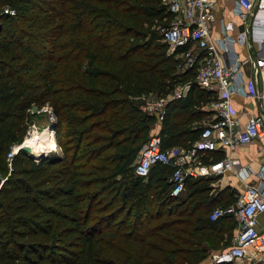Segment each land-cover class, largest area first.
Returning a JSON list of instances; mask_svg holds the SVG:
<instances>
[{
    "label": "trees",
    "instance_id": "obj_1",
    "mask_svg": "<svg viewBox=\"0 0 264 264\" xmlns=\"http://www.w3.org/2000/svg\"><path fill=\"white\" fill-rule=\"evenodd\" d=\"M0 14V264H200L227 248L234 219L208 215L234 203L231 188L188 180L173 198L172 167L133 173L155 121L142 97L189 83L165 107L163 149L188 146L211 116L196 67L178 72L180 50L161 40L163 0H0ZM33 106L51 109L60 153L19 150L8 170Z\"/></svg>",
    "mask_w": 264,
    "mask_h": 264
},
{
    "label": "built area",
    "instance_id": "obj_2",
    "mask_svg": "<svg viewBox=\"0 0 264 264\" xmlns=\"http://www.w3.org/2000/svg\"><path fill=\"white\" fill-rule=\"evenodd\" d=\"M172 18L167 27L160 29L163 43L168 52L180 50L181 64L178 72L196 67L194 83L213 98L206 103L204 111L212 114L202 126L198 137L186 147L171 146L163 149L159 130L164 120L167 103L183 99L189 83L176 85L164 96H145L140 99L141 109L155 118L159 129L152 132L141 146L133 164V173L141 179L147 178L156 165L172 167L169 176L170 196L184 195L188 180L221 177L232 171L241 181L254 175L253 182H245L234 203L215 207L208 215L210 221L230 216L235 221L230 235V245L221 252L211 254V264H264V226L260 216L264 215V159L257 170L241 165L229 155L213 157L216 151L232 152L236 148L264 139V0H235L233 15L237 23L221 22V35L213 38L211 24L215 21L216 0H163ZM13 15L14 11L3 10ZM1 15V14H0ZM240 27L235 36L230 32ZM249 46L247 60H241L235 53V45ZM245 63L253 66L255 79L243 81ZM257 79V80H256ZM238 94L254 101L258 112L249 115L241 125L237 111L232 105V96ZM13 145L6 154L8 170L11 160L21 150ZM213 189L218 182L211 183Z\"/></svg>",
    "mask_w": 264,
    "mask_h": 264
},
{
    "label": "crops",
    "instance_id": "obj_3",
    "mask_svg": "<svg viewBox=\"0 0 264 264\" xmlns=\"http://www.w3.org/2000/svg\"><path fill=\"white\" fill-rule=\"evenodd\" d=\"M235 5V0H216V14H215V21L211 24L210 28V34L213 38H218L221 35V22L227 23L229 20H232V22L237 23L236 16L233 15V9ZM238 29L240 27L234 26V29L230 32L231 36H235L238 33ZM249 46L247 44L244 45H235L234 51L236 55L241 60H247L248 58V52H249ZM264 51H261L257 56L262 57ZM243 81H246L247 79H255L253 75V66L249 63H245L243 66ZM257 80V79H256ZM257 89L259 92H264L261 85H257ZM232 105L234 109L237 111L238 114V120L241 125H243L249 115L255 114L258 112V109L255 106V102L252 100H248L238 94H234L231 98ZM206 104L203 106V108H206ZM159 129L158 125H152L150 132H155ZM226 155H229L232 159H236L241 165H249L253 170H257L259 167V164L264 159V139L255 141L251 144L241 146L236 148L232 152H225V151H216L213 153V157L215 158H222ZM217 178L218 182V188H226L229 187L231 189L237 190L238 194L241 192V189L243 188V185L245 182H253L255 179L254 175L248 176L245 180L241 181L232 171L227 172L221 177H215ZM238 184H240V187H238ZM260 223L264 225V215L260 216Z\"/></svg>",
    "mask_w": 264,
    "mask_h": 264
},
{
    "label": "rangeland",
    "instance_id": "obj_4",
    "mask_svg": "<svg viewBox=\"0 0 264 264\" xmlns=\"http://www.w3.org/2000/svg\"><path fill=\"white\" fill-rule=\"evenodd\" d=\"M153 96H155V94H153ZM29 113H30V116H31V125L28 127V133L27 134H29V131H31V130H35L36 128L42 127L46 122L49 123V126L48 127H52V129L50 131V134L53 136V140L48 141L47 146L43 149L44 150L43 151L44 153L42 155L43 156H47V155H49L51 153H60V150L56 147V144H55V133H54V130H53V123L55 121V117L53 116V114L51 112V109L49 107H47V106H44V107L40 108L34 114L31 111ZM211 117H212V114H211V116L206 121H204L202 123L201 126L205 125L211 119ZM150 134H151V132H149V135ZM238 187H240V184H238ZM215 190L217 192L220 189H215ZM230 191L233 194L230 199H236L237 196H238V191L237 190H234V189H231ZM216 192L214 193V190H213V192H211V193L216 194ZM230 203H232V201ZM223 205L224 204L218 205L217 207H221ZM230 221L231 220H228L226 222V225L227 226L230 225ZM223 249H225V248H222V249H219V250L210 251L209 255L200 264H211V259L209 258L211 256V254L219 253Z\"/></svg>",
    "mask_w": 264,
    "mask_h": 264
},
{
    "label": "bare ground",
    "instance_id": "obj_5",
    "mask_svg": "<svg viewBox=\"0 0 264 264\" xmlns=\"http://www.w3.org/2000/svg\"><path fill=\"white\" fill-rule=\"evenodd\" d=\"M49 123L46 122L42 127L29 131L26 135L21 146L29 147L31 155L39 157L44 152V148L47 146L48 141L53 140V136L49 131Z\"/></svg>",
    "mask_w": 264,
    "mask_h": 264
},
{
    "label": "water",
    "instance_id": "obj_6",
    "mask_svg": "<svg viewBox=\"0 0 264 264\" xmlns=\"http://www.w3.org/2000/svg\"><path fill=\"white\" fill-rule=\"evenodd\" d=\"M38 111L37 107L36 106H33L31 108V112L34 114ZM52 127H49V131H51ZM21 150L25 151L26 153H28L32 158H34L35 160H40L41 158L45 157L43 155H40L39 157H34L33 155H31V150L29 147H25V146H22L21 147Z\"/></svg>",
    "mask_w": 264,
    "mask_h": 264
}]
</instances>
